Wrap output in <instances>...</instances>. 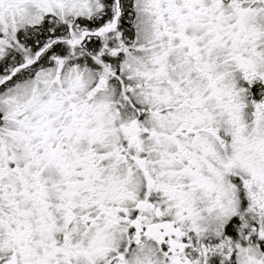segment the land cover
<instances>
[{
  "label": "snow or ice",
  "instance_id": "1",
  "mask_svg": "<svg viewBox=\"0 0 264 264\" xmlns=\"http://www.w3.org/2000/svg\"><path fill=\"white\" fill-rule=\"evenodd\" d=\"M0 264H264V0H0Z\"/></svg>",
  "mask_w": 264,
  "mask_h": 264
}]
</instances>
